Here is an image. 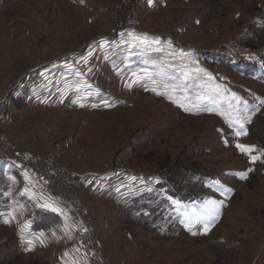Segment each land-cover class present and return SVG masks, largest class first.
<instances>
[{
	"label": "rangeland",
	"instance_id": "rangeland-1",
	"mask_svg": "<svg viewBox=\"0 0 264 264\" xmlns=\"http://www.w3.org/2000/svg\"><path fill=\"white\" fill-rule=\"evenodd\" d=\"M1 95L0 264H264V0H0Z\"/></svg>",
	"mask_w": 264,
	"mask_h": 264
},
{
	"label": "built area",
	"instance_id": "built-area-1",
	"mask_svg": "<svg viewBox=\"0 0 264 264\" xmlns=\"http://www.w3.org/2000/svg\"><path fill=\"white\" fill-rule=\"evenodd\" d=\"M5 97L0 96V123H10L11 113L7 111ZM11 144L4 137L0 136V152L9 150ZM7 153V152H6ZM22 162L32 170L38 172L40 176L46 181V185L50 191L55 193L58 198L64 200L67 204L78 210L82 206V201L78 194L74 191L73 186L70 184L69 171L66 167L60 166L51 160L41 162L39 159L34 158L31 154L26 153L22 158ZM86 229L88 227L86 226ZM85 239L94 244L99 251L98 241L88 232ZM98 264H107L99 253L94 255Z\"/></svg>",
	"mask_w": 264,
	"mask_h": 264
},
{
	"label": "snow or ice",
	"instance_id": "snow-or-ice-1",
	"mask_svg": "<svg viewBox=\"0 0 264 264\" xmlns=\"http://www.w3.org/2000/svg\"><path fill=\"white\" fill-rule=\"evenodd\" d=\"M238 99V98H237ZM185 110H188V109H185ZM237 134H240V133H237ZM254 146H245V145H241V144H237V148L238 149H240L242 152H250L251 150H252V148H253ZM253 159H256V157H253ZM242 176H246V173H242L241 174ZM211 203H213V204H215L216 202H211ZM209 215H211V216H215L216 215V211H215V209H212V210H210L209 211ZM6 223L8 222V221H5ZM207 230V229H206Z\"/></svg>",
	"mask_w": 264,
	"mask_h": 264
},
{
	"label": "crops",
	"instance_id": "crops-1",
	"mask_svg": "<svg viewBox=\"0 0 264 264\" xmlns=\"http://www.w3.org/2000/svg\"><path fill=\"white\" fill-rule=\"evenodd\" d=\"M37 179V178H36ZM33 182H35V180H33Z\"/></svg>",
	"mask_w": 264,
	"mask_h": 264
}]
</instances>
